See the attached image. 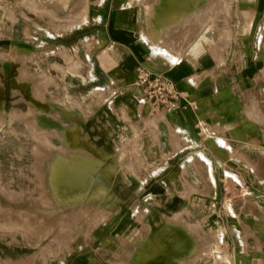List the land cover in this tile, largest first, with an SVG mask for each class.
<instances>
[{"label":"crops","instance_id":"crops-1","mask_svg":"<svg viewBox=\"0 0 264 264\" xmlns=\"http://www.w3.org/2000/svg\"><path fill=\"white\" fill-rule=\"evenodd\" d=\"M24 1L0 0V207L14 187L38 191L17 206L53 208L59 193L60 204L83 203L91 177L50 178L52 161L70 147L100 160L93 175L106 188L89 201L106 215L89 241L46 260L1 228L0 264L32 255L26 264H115L131 240L132 264H157L159 255L160 264H264V0H200L184 23L160 29L167 0H74L69 8ZM82 8L84 17L65 26ZM141 66L176 81L179 107L161 111L141 99ZM28 115L33 128L54 134L10 137V128L29 127ZM13 140L37 152H5ZM39 161L47 164L43 187L30 180L40 179Z\"/></svg>","mask_w":264,"mask_h":264},{"label":"rangeland","instance_id":"rangeland-1","mask_svg":"<svg viewBox=\"0 0 264 264\" xmlns=\"http://www.w3.org/2000/svg\"><path fill=\"white\" fill-rule=\"evenodd\" d=\"M43 2H45V0H43ZM83 10L84 8H82L80 12L77 13L78 15L76 13L75 14L73 13L74 15L68 14L69 17L67 20H75L76 18H79L81 12L83 14L81 18H83L85 14V11ZM55 99L59 102L60 101L64 102L60 96L55 97ZM25 117L26 119L25 118L24 119L26 120V123L27 125H29V127L26 125L27 127L24 129H18L16 127L10 128L9 131L10 137H15V135H19L21 133L26 138L32 140L34 134H41V132H42L41 135L44 137H48L54 134L52 130L43 129L44 127H41L40 130L41 132L39 130H36V128H33L32 126L33 124L32 115H28ZM3 148L4 150L7 149V151L5 152L13 153L14 155L18 153V151L20 153H24V152L34 153L36 151L34 149V145H32L31 143L17 144L16 142H14V140L10 141L7 144H4ZM62 155L65 158V161L69 165L68 170H70L73 173L74 172L84 173L88 171L91 172L92 170L94 172L95 170L94 168L97 166L95 165V161L99 160L94 155H92L91 153L85 150L70 148V147H68L67 150H63ZM39 162H41V167H42L41 168L42 173L41 176L39 177L40 179L38 180L36 179V177L34 178L33 176V178L30 177V180L31 181L34 180L35 182L40 181V184L42 186L43 184H46L47 176L44 174L45 172L43 168H46L47 164L46 162L44 163V161H39ZM98 162L100 163V160ZM14 163L15 160H9L8 167L12 168L11 165ZM27 163H30V166L33 165L32 164L33 162L30 160H28ZM15 181H16V176L10 174L8 176L7 184L11 185L10 187L13 188ZM105 188L106 187L103 183V185L99 187L98 190H94L93 192L91 191L89 194H86V198L83 203L77 201L74 203L67 204L66 206L62 203L60 204V199L63 197H62V193H59L56 202L57 206L53 208H47L42 206L33 207L32 204L31 206H27L29 204L28 202L25 203V206H23L24 204L21 205L22 204L21 202H20L21 206H17L19 204L17 203L18 197L19 199H22V196L24 195V199L30 201L33 199V196L35 194H38V191L25 188L24 192L23 191L17 192L15 191V187H14L12 190L8 192V195L6 196L7 198L5 205L0 207V221H3L2 222L3 225L0 223V232H2L1 231L2 228L3 231L5 232L7 231V233L13 234V236H16L17 234L24 236L25 251L33 252L35 254L40 253L41 260H46L48 254L55 256L63 255L66 251L72 250V248H74L78 244H81L83 241H89L87 240L88 239L87 237H92V235H94V233L98 231V228L100 229V226H102L101 224H97L95 222H97L96 220L98 219V217L102 218L106 214L105 212H103L102 207L97 206L96 203L94 202L92 203L89 200L90 198H92L91 200L97 199L104 192ZM41 194H44L45 198L47 199V195H48L47 193L44 192ZM64 194L68 195L69 193L63 192V195ZM175 235L176 233L174 232L173 236ZM154 237L155 234L153 235V238ZM158 240L160 239L158 238ZM141 242L138 241L137 247H140ZM188 242L189 241L186 240V244H188ZM204 243L207 245L208 241L205 240ZM163 250L168 251L169 254L175 251L176 240H170L167 246L165 247V249ZM141 258L143 259L144 257ZM161 258L164 257H161L159 255L157 257L152 258V260L156 259L155 262H157V264H160L161 262H163ZM33 260H34V256L32 255L29 257L27 261L32 262ZM111 260L115 264H132L133 262L132 240L125 241V244L123 245V248L121 250V254L116 255V257H114V259ZM27 261H25L24 263L26 264ZM16 264H22V263L17 262Z\"/></svg>","mask_w":264,"mask_h":264},{"label":"bare ground","instance_id":"bare-ground-1","mask_svg":"<svg viewBox=\"0 0 264 264\" xmlns=\"http://www.w3.org/2000/svg\"><path fill=\"white\" fill-rule=\"evenodd\" d=\"M28 1V0H27ZM220 1V0H219ZM23 2H25L24 0H23ZM41 2V1H40ZM73 2H74V0H45V2H43V3H45V4H47V5H50V6H54V7H65V8H69V7H71L72 6V4H73ZM200 2V0H167V2H166V4L164 5V6H161V13L160 14H158L157 16H156V24H157V28L158 29H160V25H163V24H165L166 23V25H168V24H171V23H180V22H183L181 19L183 18V17H185V15L186 14H188L189 13V10L192 8V4L194 3L195 5H197L198 3ZM210 2V1H209ZM208 1H207V3H209ZM216 2V1H215ZM221 2V1H220ZM220 2H219V4H220ZM224 2V1H223ZM29 3V2H28ZM31 3H33V2H30V4ZM218 3V0H217V2H216V4ZM41 4H42V2H41ZM78 4V3H77ZM79 4H81V3H79ZM210 4V3H209ZM209 4H208V6H209ZM32 5V4H31ZM213 5H215V4H213ZM212 5V7H214L215 8V6H213ZM25 6V5H24ZM78 6H82V5H78ZM207 7V6H206ZM210 7V6H209ZM81 8V7H80ZM52 9V8H51ZM87 9V8H86ZM216 9V8H215ZM53 10V9H52ZM85 10V9H84ZM83 10V11H84ZM197 10V9H196ZM204 10V9H203ZM209 10V9H208ZM204 11H206V8H205V10ZM203 11V13H205ZM210 11H211V7H210ZM210 11H208V12H210ZM46 13H47V11H45ZM68 12V11H67ZM79 12V11H78ZM195 12H197V11H195ZM195 12L193 13V15L195 14ZM207 12V13H208ZM49 13H51V11L49 12ZM53 13V12H52ZM199 13H201V12H198V14ZM215 12H213L212 14H214ZM39 14V13H38ZM41 14V13H40ZM68 14V13H67ZM75 14V13H74ZM73 14V15H74ZM206 14V13H205ZM54 15V14H53ZM58 15V14H57ZM66 15V14H65ZM78 15V14H77ZM197 15V14H196ZM215 15V14H214ZM49 16V15H48ZM61 16V18H63L64 20H65V18L66 19H68V15L67 16H65V18L63 17V15H60ZM80 17L79 18H76L75 20H67V22H66V24H65V26H69V25H72L73 23H75L76 21H79L80 19H82L81 18V16H83V14H82V12L80 13V15H79ZM192 16V15H191ZM199 16V15H198ZM207 16H209V15H207ZM210 16H211V13H210ZM74 17V16H73ZM194 17H195V15H194ZM193 17V18H194ZM205 17V15H203L202 14V17L201 18H204ZM51 18V17H50ZM59 18V17H58ZM71 18H72V16H71ZM75 18V17H74ZM195 18H197V16L195 17ZM210 18V17H209ZM184 19V18H183ZM207 17H206V21H207ZM211 19H212V17H211ZM193 20V19H192ZM195 20H197V19H195ZM195 20H194V22H195ZM203 20V19H202ZM205 20V19H204ZM203 20V21H204ZM61 21V20H60ZM203 21H202V23H200L201 21H199V22H197V23H200V26H201V24L202 25H204L203 24ZM185 22V21H184ZM183 22V23H184ZM210 22V21H209ZM216 22V21H215ZM215 22H213V23H215ZM61 23V22H60ZM204 23H207V22H204ZM148 24V23H147ZM216 24V23H215ZM214 24V25H215ZM174 25V24H173ZM173 25H170L171 27H173ZM176 25V24H175ZM174 25V26H175ZM182 25V24H181ZM62 26V25H61ZM177 26H180V25H177ZM176 26V27H177ZM176 27H175V29H176ZM202 27V26H201ZM200 27V28H201ZM205 27V26H204ZM65 28V27H64ZM170 28V27H169ZM181 28V27H180ZM199 28V29H200ZM154 30V29H153ZM157 30V29H156ZM171 30V29H170ZM188 30V29H187ZM191 30H192V28H191ZM208 31V30H207ZM158 32V31H157ZM164 32V31H163ZM180 32V31H179ZM185 32H187V31H185ZM190 32V31H189ZM200 32V31H199ZM211 32V31H210ZM172 33V32H171ZM170 33V34H171ZM156 34H158V33H156ZM205 34H207V33H205ZM211 34V33H210ZM209 34V35H210ZM162 35V34H161ZM184 35V34H183ZM189 35V34H188ZM204 35V34H203ZM150 36H151V34H150ZM153 36L154 35H152V38H153ZM181 36V35H180ZM187 36V35H186ZM201 36H202V34H201ZM204 36H206V35H204ZM164 37V35L161 37V38H163ZM182 37V36H181ZM193 38V36L191 35V39ZM222 38V37H221ZM153 39H155V38H153ZM211 39V38H210ZM156 40V39H155ZM161 40V39H160ZM188 40L190 41V39L188 38ZM203 41H204V38H203ZM156 42V41H155ZM186 42H187V40H186ZM159 43H160V41H159ZM162 43V42H161ZM161 43H160V45H161ZM181 44V43H180ZM170 45V44H169ZM208 47V46H207ZM76 48H77V46H76ZM183 48V47H182ZM209 48V47H208ZM214 48V47H213ZM215 48H216V46H215ZM209 50H210V48H209ZM211 53V52H210ZM76 54V53H75ZM217 54V53H216ZM63 55V54H62ZM69 55V54H68ZM183 55H184V53H183ZM213 55V54H212ZM214 56V55H213ZM77 57V56H76ZM219 57V56H218ZM68 58H70V57H68ZM79 58V57H78ZM76 61V60H75ZM66 62V61H65ZM77 64V63H76ZM79 65V64H78ZM66 67V66H65ZM68 68H70V66L68 67ZM21 73V72H20ZM28 73V72H27ZM31 73V72H30ZM25 74V73H24ZM251 92V91H250ZM252 93V92H251ZM220 96V95H219ZM246 104V103H245ZM253 105H255L254 104V102H253ZM244 106V105H243ZM252 106V105H251ZM251 108V107H250ZM252 112V111H251ZM242 120V119H241ZM50 121V120H49ZM232 126V125H231ZM259 128V127H258ZM261 133V132H260ZM57 154V153H56ZM95 159V158H94ZM99 161V160H98ZM97 160L95 161V165H97L98 166V164H99V162H98ZM52 165H51V173H50V178H51V180H52V182H55V183H59V182H68V183H70V184H82V183H86V180L89 178V177H91L90 178V183H96L95 184V187H94V190H98V188L99 187H101L102 185H103V182L100 180V178L96 181V179H97V177L96 176H94L93 175V173L96 171V169H97V166L94 168L95 170H94V172H93V170L91 171V172H84V173H78V172H71L70 170H68L69 168H68V163L65 161V158L63 157V155L62 154H59V155H57L56 156V158L52 161V163H51ZM73 165V164H72ZM80 167V166H79ZM92 169V168H91ZM90 169V170H91ZM75 171V170H74ZM80 171H81V169H80ZM84 171H86V170H84ZM27 174V173H26ZM89 175V176H88ZM93 190V191H94ZM81 194H83L84 195V193H80L79 195H81ZM83 197V196H82ZM45 201V200H44ZM68 213V212H67ZM71 213V212H70ZM180 214V213H179ZM177 215V214H176ZM173 216L174 218L176 217H179V216ZM181 215L182 214H180V217H181ZM42 216V215H41ZM137 216V215H136ZM61 217H62V215H61ZM179 217V218H180ZM183 217V216H182ZM181 217V218H182ZM184 218V217H183ZM180 220V219H179ZM181 221V220H180ZM179 221V222H180ZM184 225V224H183ZM40 226V225H39ZM38 226V227H39ZM45 227V226H44ZM40 228V227H39ZM43 228V227H42ZM38 229V228H37ZM42 230V229H41ZM51 230V229H50ZM191 231V230H190ZM196 234V233H195ZM200 253V252H199ZM144 254V251L142 250V251H140L139 252V255L140 256H142ZM196 254H198V253H196ZM137 256V258H140V259H142L140 256ZM194 256L196 257V255L194 254ZM194 256H193V258H194ZM197 257H198V255H197ZM224 259H226V258H224ZM195 260V259H194ZM193 260V261H194ZM216 263V262H215Z\"/></svg>","mask_w":264,"mask_h":264},{"label":"built area","instance_id":"built-area-1","mask_svg":"<svg viewBox=\"0 0 264 264\" xmlns=\"http://www.w3.org/2000/svg\"><path fill=\"white\" fill-rule=\"evenodd\" d=\"M138 85L141 88V99L149 102L154 109L167 111L179 107L184 97L176 81L167 74L154 72L141 66Z\"/></svg>","mask_w":264,"mask_h":264}]
</instances>
